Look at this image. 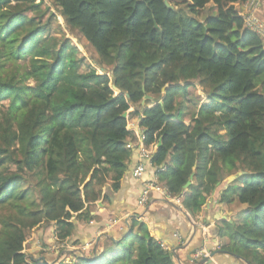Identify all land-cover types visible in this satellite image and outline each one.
<instances>
[{
  "label": "trees",
  "instance_id": "16d2710c",
  "mask_svg": "<svg viewBox=\"0 0 264 264\" xmlns=\"http://www.w3.org/2000/svg\"><path fill=\"white\" fill-rule=\"evenodd\" d=\"M48 1L112 75L53 34L45 0H0V264H50L25 254L28 234L44 225L57 238L53 264H178L139 215L95 258L63 261L104 189H120L131 118L146 148L161 143L158 183L193 218L233 177L219 202L245 209L221 229L224 248L264 264V38L245 26L246 0ZM199 87L205 98L190 113ZM145 95L154 102L143 106Z\"/></svg>",
  "mask_w": 264,
  "mask_h": 264
},
{
  "label": "crops",
  "instance_id": "0c3cea01",
  "mask_svg": "<svg viewBox=\"0 0 264 264\" xmlns=\"http://www.w3.org/2000/svg\"><path fill=\"white\" fill-rule=\"evenodd\" d=\"M258 17L264 21V0H261ZM134 110L136 108L132 107L130 112ZM139 121L138 118L129 120L128 129L135 134L136 140L130 142L133 145V152L127 163V171L121 181L120 189L113 191L111 185L104 189L108 199L104 200L103 198L93 206L91 215L95 217L94 220L89 223H78V230L74 234V238L78 240L79 244L68 245L65 252L66 257L71 259L73 257L74 260L77 256L95 258L102 252L105 240L112 241L110 238L113 237L116 241L113 242L119 243L123 235L129 232L132 217L139 215L148 225L152 236L169 251L174 252L175 260L181 264H199L201 259H194V255L198 251H202L205 256L210 258L208 264H246V261L240 256L224 248L230 241L228 238L220 236L225 223L232 224L235 221L240 211L239 207L245 208V206L237 204L230 206L220 204V194L224 182L220 183V186L217 185L196 218L185 211L181 199L167 200L157 193L151 194V201L146 207H139L138 201L144 191L145 184L152 180L156 171L150 163L143 161L140 157L138 138L143 130L139 126ZM139 164H144L145 173L141 179H135L133 172ZM185 213L195 223L196 233L189 224ZM48 243L50 247H45L42 251L55 253L54 239L51 238ZM39 244L34 243L33 248L40 249ZM48 257L50 256L32 255V258L35 259H48ZM58 259L59 257L55 261Z\"/></svg>",
  "mask_w": 264,
  "mask_h": 264
},
{
  "label": "rangeland",
  "instance_id": "374dc122",
  "mask_svg": "<svg viewBox=\"0 0 264 264\" xmlns=\"http://www.w3.org/2000/svg\"><path fill=\"white\" fill-rule=\"evenodd\" d=\"M46 4L50 6V11L54 14L55 19L53 20V34L61 37L62 35H64L67 39H70L72 41L73 44H75L77 46V48L79 49V56L82 58L86 59V62L88 65H90L93 69H95L96 71H98L99 74H107L109 76H111L112 74L110 73V69H104L100 66L99 64V57L96 53V51L94 50V48L87 43L84 38L82 37V35L78 32H73L71 31L68 26L66 25L60 10L57 9L56 7H54L53 5H51L50 1L45 0ZM207 16V11L202 12L199 16L198 19L203 21L205 19V17ZM83 71L86 70L85 67H83L82 69ZM109 70V71H108ZM192 97L188 98L190 102H188L187 100V106L189 107L190 113H193L196 111L197 107L200 105V103L202 102V100H204V90L203 88H198V90H196L195 92L192 91L191 92ZM194 96V97H193ZM199 96H202L199 99ZM196 98V99H195ZM2 110V106H0V111ZM129 113V112H128ZM129 117V114H128ZM129 125V122H128ZM242 174V173H239ZM238 174V175H239ZM233 177H228L224 183H223V189L226 188L227 183H229V180L232 179ZM221 184H219L218 186H220ZM245 209V208H243ZM243 209H241L239 207V210L242 211ZM239 211V212H240ZM237 219V217H236ZM235 219V220H236ZM49 226L44 225L42 226L40 229H38L36 232H30L27 236V242L25 244V254L27 259H35L32 258V255H39V256H43V255H49L50 257H48L50 264L55 263L56 261H53V257H51V253H47V251H42L43 248L45 247H50L48 241L52 238L54 239V243H56V237L51 234V232L49 231ZM40 243L42 245H38L40 246V249L36 250L33 248L34 243ZM58 247L57 245L54 247V251L57 250ZM41 252H40V251ZM66 252V250L64 251V253ZM31 257V258H30ZM65 263H69L70 261H74L73 257L72 259L67 257L63 260Z\"/></svg>",
  "mask_w": 264,
  "mask_h": 264
},
{
  "label": "built area",
  "instance_id": "2783aa9c",
  "mask_svg": "<svg viewBox=\"0 0 264 264\" xmlns=\"http://www.w3.org/2000/svg\"><path fill=\"white\" fill-rule=\"evenodd\" d=\"M261 7V0H246V2L242 5L241 9H240V14L244 20L245 26L253 31L254 33H256L257 35L261 36L262 38H264V21H262L259 17V10ZM144 140L145 137L143 135V133L140 134L139 138H138V146L140 149V157L143 161H146L148 163H150L152 165V158L154 155V150L152 148L148 149L144 146ZM129 149L133 148V145L129 142L128 146ZM162 170V168L157 169L155 171L154 176L152 177V180L148 183L145 184V188L144 191L141 195L140 200L138 201V205L139 207H146L149 202L151 201V194L153 193H157L159 195H161L164 199H172L171 196H169L167 189L163 186L160 185L158 183L157 180V174L158 172H160ZM145 173V166L144 164H139L138 167L134 170L133 172V177L135 179H141L142 176ZM162 247L165 250H168V248H166L163 244H161ZM59 251V248L57 249ZM172 252V251H170ZM175 256V253L172 252ZM205 256V254L202 251H198L195 255H194V259L195 260H200ZM207 257V256H205ZM178 264H181L178 261Z\"/></svg>",
  "mask_w": 264,
  "mask_h": 264
},
{
  "label": "water",
  "instance_id": "95a60500",
  "mask_svg": "<svg viewBox=\"0 0 264 264\" xmlns=\"http://www.w3.org/2000/svg\"><path fill=\"white\" fill-rule=\"evenodd\" d=\"M167 6L170 7V5H169L168 3H167ZM113 89H115V87H113ZM147 101H151V102L153 103V102H154V99H153L151 96H149V95H145V96H144V99H143V101H142V105L144 106L145 103H146ZM128 114H129V113H124V114H123V118H128ZM160 146H161V143H159V144L157 145V147L155 148V150H154L155 153H156L157 150L160 148ZM240 175H242V174H239V176H240ZM235 178H237V177H235ZM193 179H194V175H192V176L190 177L188 183L184 186L183 191H186V190L189 189V187L192 185V181H193ZM218 185H219V184H218ZM182 212H184V211L182 210ZM185 214H186V213H185ZM186 215H187V220H188L189 224L194 228V233H196V232H197V227H196L195 223H194L193 220L189 217L188 214H186ZM129 233H130V232H129ZM110 239H111L112 241L116 242L115 239H114L113 237H111ZM233 255H234V254H233ZM234 256H236V255H234ZM236 257H237V258H240V257H238V256H236ZM92 259H93V258H92ZM209 262H210V258H208V257H203V258L201 259V261H200L199 264H208ZM246 264H250V263L246 262Z\"/></svg>",
  "mask_w": 264,
  "mask_h": 264
}]
</instances>
